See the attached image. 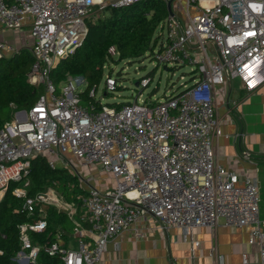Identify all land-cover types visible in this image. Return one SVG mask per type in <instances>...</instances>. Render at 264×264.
Wrapping results in <instances>:
<instances>
[{
    "label": "built area",
    "instance_id": "obj_1",
    "mask_svg": "<svg viewBox=\"0 0 264 264\" xmlns=\"http://www.w3.org/2000/svg\"><path fill=\"white\" fill-rule=\"evenodd\" d=\"M143 1L0 0L2 30L29 27L33 42L26 47L34 62L28 82L43 86L30 108L12 104V119L0 129V201L17 183L12 193L25 199L23 210L39 214L36 221L19 225L17 264H42L41 251L58 256L57 264H97L109 241L147 217L162 230L176 227L186 236L198 226L214 229L221 220L245 227L264 264L258 183L220 165L214 144L221 134L216 87L233 78L247 92L264 84V0H164L169 15L158 26L150 55L158 65H190L193 76L161 101L149 102L140 91L120 108L101 101L88 107L81 101L82 76L68 75L57 90L52 71L83 43L96 11ZM21 48L0 35V58ZM152 79L142 77L139 87L146 88ZM117 83L107 75L106 90H116ZM95 94L93 89L90 95ZM37 155L53 168L73 166L71 159L95 165L114 177V186L97 188L90 175L75 171L88 191L80 214L55 188L28 197ZM48 206L67 213L74 230L66 239L59 233L56 241L34 244L29 233L47 228ZM242 261L248 263L247 254Z\"/></svg>",
    "mask_w": 264,
    "mask_h": 264
},
{
    "label": "trees",
    "instance_id": "obj_2",
    "mask_svg": "<svg viewBox=\"0 0 264 264\" xmlns=\"http://www.w3.org/2000/svg\"><path fill=\"white\" fill-rule=\"evenodd\" d=\"M95 14L94 19L88 22L89 31L83 43L72 55L62 59L51 74L57 90L68 75L84 77L86 86L81 92V101L88 107L100 104L90 92L93 89L97 91L105 65L116 61V55L118 59H136L152 49L157 40V28L168 17L169 10L164 0H145L124 7L107 6ZM111 48H114V54L110 52ZM33 62L34 57L27 47L21 48L10 58H0V129L12 119V104L17 109H28L43 93V86L36 87L28 82ZM123 104L108 106L120 108ZM28 179V197L55 188L66 200L73 202L81 213L83 199L88 196V191L69 168H53L46 157L37 155L32 159ZM16 185L11 183L0 201V264H17L14 257L21 249L19 225L39 218L38 213L29 215L23 210L25 199L12 193ZM46 219L48 225L43 232L29 233L34 244L56 241L59 233L66 239L74 230L75 224L68 214L54 207L46 208ZM38 262L57 264L59 257L41 251Z\"/></svg>",
    "mask_w": 264,
    "mask_h": 264
},
{
    "label": "crops",
    "instance_id": "obj_3",
    "mask_svg": "<svg viewBox=\"0 0 264 264\" xmlns=\"http://www.w3.org/2000/svg\"><path fill=\"white\" fill-rule=\"evenodd\" d=\"M14 32L17 31L0 27V35L8 42L22 47L32 44L29 27L20 31L17 43ZM215 104L221 128L214 140L217 162L235 171L241 179L252 177L257 181L264 218V84L247 92L240 79L233 78L216 87ZM92 170L91 175L97 171L98 176L93 177V186L97 187L93 182L97 181V188L112 187L106 179L110 174L100 172L97 166ZM194 241H199V245L194 247ZM243 254L248 256L247 264H263L259 247L249 243L245 227L227 226L221 220L214 229L198 226L186 236L176 227L162 230L156 219L147 217L109 241L97 264H244Z\"/></svg>",
    "mask_w": 264,
    "mask_h": 264
},
{
    "label": "rangeland",
    "instance_id": "obj_4",
    "mask_svg": "<svg viewBox=\"0 0 264 264\" xmlns=\"http://www.w3.org/2000/svg\"><path fill=\"white\" fill-rule=\"evenodd\" d=\"M110 1L111 0H106L107 4H109ZM96 12L99 11L97 10ZM14 33L17 38V43L20 41L21 37L19 38V36L21 32L17 30V32ZM17 45L19 44L17 43ZM150 51L151 49L147 51L143 56L136 59H118L119 57L118 55H116V61H111L107 68L104 70L103 78L100 81L95 94V100L98 102L101 101L103 104L115 105V103L117 104L121 102L133 101L139 94V92L142 91L144 94L143 97L146 98L149 102H158L164 99L166 95L175 93L177 90H180L182 88L181 84L183 82L191 83V77L193 76V74L191 72L190 65L181 67L169 66L168 69H165L164 65H158L156 60L152 58V55H150ZM11 56V53H5L6 58H10ZM110 74L114 78H116L118 82V87L114 91L106 90V77ZM181 76H185V78H182ZM142 77H153L149 86L144 89L139 87V81ZM70 161L72 162L74 167L68 166L67 168H69L73 174H75V171H78L81 175H90V177L92 178L98 177L96 170V172L91 175L93 173L92 168L95 165L90 167L82 166L76 159H71ZM100 172L103 173L104 171L100 170ZM105 173L106 175H108L107 172H104V174ZM106 179L107 185H114V177L109 176L106 177ZM93 182L94 184L96 182L97 187L99 186L97 181Z\"/></svg>",
    "mask_w": 264,
    "mask_h": 264
},
{
    "label": "water",
    "instance_id": "obj_5",
    "mask_svg": "<svg viewBox=\"0 0 264 264\" xmlns=\"http://www.w3.org/2000/svg\"><path fill=\"white\" fill-rule=\"evenodd\" d=\"M168 10L170 11V4L167 5ZM165 69H168V67L164 66ZM41 217H43V215H41Z\"/></svg>",
    "mask_w": 264,
    "mask_h": 264
}]
</instances>
